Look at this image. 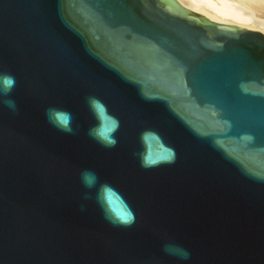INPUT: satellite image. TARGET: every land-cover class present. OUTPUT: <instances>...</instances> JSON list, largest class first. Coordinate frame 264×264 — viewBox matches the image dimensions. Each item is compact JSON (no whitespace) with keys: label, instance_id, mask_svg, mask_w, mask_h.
Wrapping results in <instances>:
<instances>
[{"label":"water","instance_id":"1","mask_svg":"<svg viewBox=\"0 0 264 264\" xmlns=\"http://www.w3.org/2000/svg\"><path fill=\"white\" fill-rule=\"evenodd\" d=\"M3 73L16 86L0 97V264H264L259 30L161 0H0ZM89 97L119 121L114 147L90 135ZM53 107L72 114L73 133L49 122ZM144 156L173 159L144 167ZM104 183L117 193L110 213L126 201L131 226L106 216Z\"/></svg>","mask_w":264,"mask_h":264},{"label":"clouds","instance_id":"2","mask_svg":"<svg viewBox=\"0 0 264 264\" xmlns=\"http://www.w3.org/2000/svg\"><path fill=\"white\" fill-rule=\"evenodd\" d=\"M16 86V79L13 75L8 73L0 74V97L8 96L12 90ZM8 108L15 110L16 105L12 100H2ZM88 106L91 109L94 117L97 120V125L90 129V135H92L95 139H97L100 143L105 145L106 147H114L116 145V140L114 138V133L119 128V121L111 116L108 113L107 106L104 104L102 100L97 97H89L88 98ZM46 116L49 122L59 130L66 133H73L74 129L72 127V114L66 110L59 108H49L46 111ZM110 121L111 126L105 128L104 121ZM149 135H158L152 131H146L142 133V139L146 138ZM173 157H169L167 161H154L150 160L147 157L142 158V166L150 167L156 166L161 162H171ZM81 181L86 188H93L97 184L98 177L94 172L91 171H83L81 173ZM117 194L116 190L109 184L104 183L100 186L99 191L97 193V199L101 203L102 207H104L106 216L110 219V221L114 224H119L121 226H131V224L135 220L134 213L131 208L127 205L126 201L124 202L125 207L127 208V212L125 215L116 217L110 213V201L111 197ZM123 198L121 197V200ZM165 251L171 255H177L181 259H187L188 252L181 248L178 245L166 244Z\"/></svg>","mask_w":264,"mask_h":264},{"label":"rangeland","instance_id":"3","mask_svg":"<svg viewBox=\"0 0 264 264\" xmlns=\"http://www.w3.org/2000/svg\"><path fill=\"white\" fill-rule=\"evenodd\" d=\"M184 1L186 2L185 4L187 8H190L192 6L190 9H193L194 11L196 10L195 12L198 14L202 13V10L205 11L203 12V14H200L205 18L208 17L204 15L206 14V11L208 12L207 13L208 15L211 13L212 15L214 14L213 17H215V19L211 15H209V17L211 16L210 18H207L209 20L213 19L212 21L216 20L215 22L219 23L220 21H218V19H220V17L222 16L219 13L222 11V12L228 13L229 15L231 14L233 17L237 16L238 18L242 19L241 21L240 19L238 21L239 22L238 25H240V27L234 26L233 24L231 26V24H229L230 27H236V28L244 29V30L264 31V0H222V1L221 0H190L193 4L188 0H183V3ZM187 2L188 3L190 2V3L187 4ZM227 2L229 3L227 4ZM229 20L235 21L236 18L235 19L230 18ZM245 20H247L249 24H246L248 22L247 21L244 22ZM257 23H259L258 24L259 26L256 25ZM229 25L227 24L226 26H229ZM242 25L244 28L243 27L241 28ZM261 27L263 28V30Z\"/></svg>","mask_w":264,"mask_h":264},{"label":"bare ground","instance_id":"4","mask_svg":"<svg viewBox=\"0 0 264 264\" xmlns=\"http://www.w3.org/2000/svg\"><path fill=\"white\" fill-rule=\"evenodd\" d=\"M162 2H163V4H164V6L168 9V10H170L171 12H173V13H177V14H180V15H182V16H185V17H188V18H191V19H194V20H196V21H198V22H200V23H203V24H208V23H215V24H218L219 26H221V27H224V28H227V29H230V30H244V29H239V28H236V27H230V25L229 24H231V26H232V24L234 25V26H238V27H240V25H238V21H239V19H240V21L242 20L241 18H238L237 16L236 17H233L231 14L229 15L228 13H225V12H220L219 14H221L222 16L220 17V19H218V21H220L219 23L218 22H215V21H212V20H209V19H207V18H210L211 16L213 17L214 16V14L212 15V13L211 14H209V15H211L210 17H209V15L207 14L208 12L206 11V14H204L205 16H208L207 18H205V17H203L202 15H200V14H203V12H205V11H203L202 10V13H200V14H198V13H196L193 9H190L191 7H190V5H189V7L190 8H187V6H186V2L184 1V3H183V0H161ZM188 1H190V0H188ZM222 1V0H221ZM191 2V1H190ZM189 2V3H190ZM188 2H187V4H189ZM192 3V2H191ZM225 3V2H224ZM229 2H227V4H228ZM193 4V3H192ZM194 6V5H193ZM196 8V7H195ZM197 9V8H196ZM198 10H199V8H198ZM198 10H197V12H198ZM231 16V17H230ZM214 19H215V17H213ZM217 18V17H216ZM230 18H236V20L234 21V20H229ZM244 20V19H243ZM247 20H245L244 22H246ZM243 22V23H244ZM248 22V21H247ZM224 24H228L229 26H226V25H224ZM245 24V23H244ZM246 24H249V22L248 23H246ZM259 23H257L256 25H258ZM261 24V23H260ZM259 26V25H258ZM258 26H256V27H258ZM243 27V25L241 26V28ZM244 28V27H243ZM262 28V27H261ZM262 30H263V28H262ZM250 31V30H249ZM260 33H262L263 35H264V31H259Z\"/></svg>","mask_w":264,"mask_h":264}]
</instances>
